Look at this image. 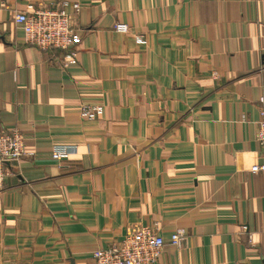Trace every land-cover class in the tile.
Returning <instances> with one entry per match:
<instances>
[{"label":"crops","instance_id":"obj_1","mask_svg":"<svg viewBox=\"0 0 264 264\" xmlns=\"http://www.w3.org/2000/svg\"><path fill=\"white\" fill-rule=\"evenodd\" d=\"M59 1L0 0V131L35 153L6 166L0 264H94L133 226L183 231L154 264H264V0H65L67 69L13 21Z\"/></svg>","mask_w":264,"mask_h":264},{"label":"built area","instance_id":"obj_2","mask_svg":"<svg viewBox=\"0 0 264 264\" xmlns=\"http://www.w3.org/2000/svg\"><path fill=\"white\" fill-rule=\"evenodd\" d=\"M69 3L65 0L51 7H39L28 13H15L13 21L23 31L25 44L40 52L59 51L62 55L60 65L63 69L76 64L80 36L75 28L72 14L66 12ZM73 11H78V4H71ZM120 33L126 31V26L116 25ZM136 43L144 44L142 37H136ZM259 120L256 121V141L264 158V100L261 99ZM81 119L93 121L103 113L102 105L80 104ZM23 135L15 128L0 131V192L5 187V181L10 172L6 169L8 163L17 162L22 158L34 157L35 153L27 150ZM76 150L74 145H54L51 149V159L65 160ZM251 173H264V164L255 165ZM184 233L176 230L168 242L153 233L149 226H133L120 242H114L105 249L99 248L92 253L94 264H154L162 254L166 245L178 248Z\"/></svg>","mask_w":264,"mask_h":264}]
</instances>
